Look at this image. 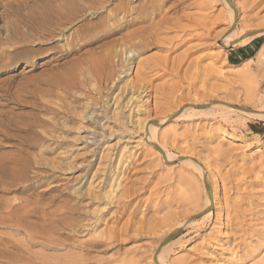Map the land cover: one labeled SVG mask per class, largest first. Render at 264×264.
Wrapping results in <instances>:
<instances>
[{
  "label": "rangeland",
  "instance_id": "1",
  "mask_svg": "<svg viewBox=\"0 0 264 264\" xmlns=\"http://www.w3.org/2000/svg\"><path fill=\"white\" fill-rule=\"evenodd\" d=\"M233 1L234 38L264 30V0ZM149 2L150 24L130 27L124 19L136 15L128 12L114 25L121 31L145 28L147 40L156 34L158 43L133 59L127 75H120V58H115L118 72L112 81L99 71L119 35L101 49L81 39L65 50L77 25L34 57L23 58L34 45L20 40L21 47L13 28L25 30L23 17L43 3L0 0V165L12 176L0 179V211L19 209L32 229L48 233V241L34 238L28 247L47 264H154L160 242L200 214L205 201L200 174L183 163L189 156L205 166L211 188L218 184L219 209L213 210L209 228L165 251L164 264H259L264 258V121L233 113L223 120L217 112L172 118L157 133L173 157L170 162L145 141L142 127L148 120H170L187 104L262 107L264 57L258 61L255 55L264 52V35L254 38L252 54L237 60L235 68L229 60L242 47L222 45L230 26L222 0ZM103 12L118 14L111 5ZM249 58L254 61L241 66ZM249 95L253 101H247ZM102 105L103 126L96 127L92 118L101 116ZM15 159L18 168H7ZM216 214L222 224L215 222ZM14 231L0 225V264L9 262L3 245L15 253L11 247L22 248L18 242L29 239Z\"/></svg>",
  "mask_w": 264,
  "mask_h": 264
},
{
  "label": "bare ground",
  "instance_id": "2",
  "mask_svg": "<svg viewBox=\"0 0 264 264\" xmlns=\"http://www.w3.org/2000/svg\"><path fill=\"white\" fill-rule=\"evenodd\" d=\"M37 1V0H36ZM40 1V0H39ZM43 5L36 11L32 13V15L23 17L21 23L24 25L25 30L21 31L16 25L13 28V35L20 40L21 43L26 44L28 42L34 45L31 50H24L22 53L23 58H28L33 56L35 53L42 51L41 47L48 44V42L54 41L59 36H63L65 33V29L78 25V30H74L70 35V44L68 48L65 50L71 49V46L74 42L80 41L81 39H85L84 44L87 45H96V48H102L105 46V41L109 38L115 37V35H119L118 38L113 39L111 43V48L105 52L103 58L101 60L100 73L102 71V75L106 78V80L114 81V76L117 72L115 71V58H120L119 72L120 75H127L131 70V66L133 64V59L138 57L141 52L147 49L150 45L158 43L155 36L152 33L151 36L154 39L147 40L144 36L145 28H139L137 30L131 31H121L120 25L115 26L114 23L119 20V16L126 15V13L130 12L135 14L134 18H127L131 16H127L124 19L127 24L131 27L137 24H145L149 23L151 18L147 16L148 11L152 8L149 0H139L136 5L134 3L137 0H41ZM223 5L227 9V14L230 20V26L227 32L224 34L222 38L223 47H245L249 45L255 37L259 35H264V30L257 29L249 33L240 34L238 38H234L232 29L236 27V18H237V6L233 0H222ZM184 2V1H183ZM153 3V2H152ZM155 4V3H154ZM107 5L113 6L117 9L118 14L114 16H109L107 14H103V10L107 7ZM101 25H106L105 28H101L96 30L97 27ZM208 30L209 35V26L205 27ZM147 29V28H146ZM115 31V32H113ZM120 31L121 33H119ZM157 31H155L156 33ZM147 33V32H146ZM12 35V34H11ZM158 35V34H157ZM12 36V37H14ZM148 36V35H147ZM14 37V38H15ZM150 37V36H149ZM157 37V36H156ZM17 39V40H18ZM32 39L33 41H30ZM159 40V39H158ZM57 41V40H56ZM27 43V44H28ZM18 44V43H17ZM21 46V45H20ZM25 46V45H24ZM158 46V45H157ZM23 47V45L21 46ZM28 47V46H27ZM26 48V47H25ZM100 48V49H101ZM159 48V47H157ZM162 49V48H161ZM64 50V48H62ZM34 57V56H33ZM264 57L263 49H259L255 58L258 61ZM118 60V59H117ZM253 58H249L245 60L241 66H248L251 62H253ZM98 62H96L97 64ZM118 63V61H117ZM99 67V66H98ZM118 67V66H117ZM235 68L240 67L239 65H235ZM95 69V68H94ZM101 75V74H100ZM119 75V76H120ZM119 79V77H118ZM113 84V83H112ZM254 96L249 95L247 97V101H253ZM95 107L97 105L94 104ZM105 105L99 106L98 110H101L102 114L99 116L97 113H94V117L92 121L96 124V127H102L101 122L105 114ZM102 108V109H101ZM180 113L174 117L172 115L170 117H166L163 122H157L155 120H148L143 123V130L145 133V141H147L151 148H153L156 153L161 157V159L165 162H170L173 160V157L169 154L166 148L158 142L157 133L158 129L164 125V123L171 121L176 122L183 117H188L189 119H198L200 116L206 114H215L217 112L220 118H225L223 120H227V116H230L231 113L236 114L238 116L244 117L245 119H256L259 121H264V102L262 107L258 109H245L239 106H235L232 104L224 103V102H213L209 104H187L183 108H181ZM230 114V115H229ZM232 114V115H233ZM216 115V116H217ZM218 117V116H217ZM243 120V119H242ZM239 121L240 118H239ZM245 122V121H244ZM101 129V128H100ZM183 163H187L190 165L196 172H198L201 176L203 185L205 187L206 196L205 201L202 206V210L199 212L203 215L197 219H190L185 221L184 223H179L177 227V232L182 229L186 230L185 234L177 239H172L168 241L162 247L161 243L157 246L155 253L152 257L154 264H164L163 253L169 250L171 247L176 245L182 246L184 243L182 239L188 237V235L196 234L197 232L207 229L211 226L213 222L214 212L213 210L219 209V202L215 201L217 192L219 191L218 184H214L211 186L208 184V173L206 171L205 166L198 161L189 156H183ZM4 164V163H3ZM10 165V166H9ZM20 165L18 160H12L8 163V167L13 170V167L18 168ZM3 168V167H2ZM0 165V179L1 178H11L12 176L6 175L3 173ZM5 171V170H4ZM7 172V171H6ZM207 186L211 190V199L209 198V194L207 191ZM7 211V209H6ZM19 209H10L7 212L0 211V225H6L9 228H13L16 232L20 234H24L29 239L26 240L25 243L18 242L22 248L14 247L16 252H11L8 247L3 245V249L1 252L4 256L9 259V262L6 264H47L46 257L38 258L37 255H32L29 252V246H32L34 243V238L43 237L48 241V233L47 232H39V230L35 231L31 228L28 223H25L19 214ZM215 222L222 224V216L216 214ZM24 216V215H23ZM26 218V217H25ZM24 218V219H25ZM170 220V219H168ZM166 220L165 222H167ZM25 223V224H24ZM28 224V225H26ZM14 231V232H15ZM171 233L169 235L175 234ZM168 235V236H169ZM167 236V237H168ZM166 237V238H167ZM26 239V238H25ZM43 246V245H42ZM5 264V263H4ZM259 264H264V258Z\"/></svg>",
  "mask_w": 264,
  "mask_h": 264
},
{
  "label": "crops",
  "instance_id": "3",
  "mask_svg": "<svg viewBox=\"0 0 264 264\" xmlns=\"http://www.w3.org/2000/svg\"><path fill=\"white\" fill-rule=\"evenodd\" d=\"M256 42L255 40H253L249 45L245 46V47H242L237 53L235 56H233V59H236V60H241V58H247L249 57L254 48H255V45H256Z\"/></svg>",
  "mask_w": 264,
  "mask_h": 264
},
{
  "label": "water",
  "instance_id": "4",
  "mask_svg": "<svg viewBox=\"0 0 264 264\" xmlns=\"http://www.w3.org/2000/svg\"><path fill=\"white\" fill-rule=\"evenodd\" d=\"M207 191H208V194H209V198L211 199V190L209 189V187L207 186ZM203 214H198L197 216L193 217L192 219H195V218H199L201 217ZM179 234V232L175 233V234H172V235H169L167 238H165L163 240V242L161 243V247L163 245H165L168 241H170L171 239H175V237H177V235Z\"/></svg>",
  "mask_w": 264,
  "mask_h": 264
},
{
  "label": "trees",
  "instance_id": "5",
  "mask_svg": "<svg viewBox=\"0 0 264 264\" xmlns=\"http://www.w3.org/2000/svg\"><path fill=\"white\" fill-rule=\"evenodd\" d=\"M229 61L231 62L232 65H238V61L236 59H230Z\"/></svg>",
  "mask_w": 264,
  "mask_h": 264
}]
</instances>
